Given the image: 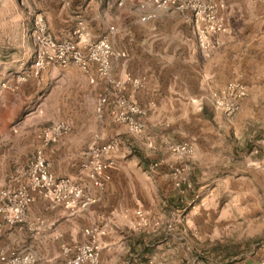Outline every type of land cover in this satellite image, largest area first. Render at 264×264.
I'll list each match as a JSON object with an SVG mask.
<instances>
[{"label": "crops", "instance_id": "obj_1", "mask_svg": "<svg viewBox=\"0 0 264 264\" xmlns=\"http://www.w3.org/2000/svg\"><path fill=\"white\" fill-rule=\"evenodd\" d=\"M69 1L66 6L61 0H0V192L17 188L14 169L24 165L41 148L55 177L71 178L96 202L80 213L70 214L37 193L28 207L25 224L0 228V250L31 251L44 258L37 264H62L61 245L84 242L83 228L105 219L102 226L106 234L101 239L99 264H181L185 252L179 248L185 246L181 228L167 237L163 228L149 235L134 226L136 211L148 207L146 197L156 191L162 195L160 178L152 170L159 169L163 161L162 158L153 161L151 155L163 150L175 159L166 143L184 137L193 120L192 115H184L182 125L169 123L160 114L158 97L162 90L167 93L163 99L177 94L195 115L202 116L203 91L210 94L228 81L241 80L238 74L244 72H247L244 82L250 89L252 83L259 81L255 73L256 80L251 78L252 67L260 65V59L264 58L260 53L264 50L263 7L252 0H224L228 33L216 36L223 44L204 56L196 46L189 13L158 11L154 19L143 23L137 10L142 0ZM120 1L123 4L118 6ZM27 10L44 15L55 40L72 39L80 17L88 39L108 35L112 47L126 53L125 59L113 64L111 74L117 79L126 75L145 79L144 88L134 99L142 105L152 100L155 107L145 118L146 128L139 137L144 138L146 147L148 139L152 140L155 149L140 146L135 140L138 136L114 122L107 107L97 117L94 107L103 91L101 80L90 84L75 65L51 66L33 75L36 47ZM111 26L113 32H109ZM244 66L248 70L244 71ZM3 83L9 88H2ZM194 101H199L201 107ZM46 105L73 108L72 115L51 119L52 124L66 119L70 130L57 142L47 144L40 137L44 119L39 112ZM76 107L83 112L77 114ZM163 124L166 125L162 127ZM161 129L166 136L157 134ZM113 137L121 140L114 155L116 164L108 172L110 179L105 189L99 191L81 170L82 153ZM177 198L173 196L168 201Z\"/></svg>", "mask_w": 264, "mask_h": 264}, {"label": "rangeland", "instance_id": "obj_2", "mask_svg": "<svg viewBox=\"0 0 264 264\" xmlns=\"http://www.w3.org/2000/svg\"><path fill=\"white\" fill-rule=\"evenodd\" d=\"M26 12L30 19L31 14L40 13ZM260 53L264 54V50ZM243 70H248L247 66ZM251 71L253 81L256 78L259 81L248 88L241 110L231 117L214 107L208 91L201 95V110L207 105L202 116L185 106L186 102L179 95L163 99L167 93L164 90L158 93H161L158 97L160 114L167 117L169 123L182 125V116L192 115L185 136L175 138L172 143L191 144L193 153L182 159L169 158L161 152L163 150L151 155L153 161L161 158L163 161L159 169L152 170L160 178L162 195L156 191L146 197L148 207L140 208L147 213L146 225L136 224L135 227L149 235L163 228L167 237L181 228L180 237L185 245L179 246L185 249L181 264H245L246 261L258 262L263 254L264 58ZM246 73L238 74L243 82ZM76 108L77 114L83 112ZM40 110L43 129L52 125V118L73 113L72 107L52 105ZM59 122H66L70 127L66 119ZM161 130L157 134L166 136ZM135 138L140 146L143 144L149 150L144 138ZM155 187L160 189L158 184ZM173 196L178 200L169 202ZM104 221L98 225L102 226ZM36 256L38 260L44 259L39 254Z\"/></svg>", "mask_w": 264, "mask_h": 264}, {"label": "built area", "instance_id": "obj_3", "mask_svg": "<svg viewBox=\"0 0 264 264\" xmlns=\"http://www.w3.org/2000/svg\"><path fill=\"white\" fill-rule=\"evenodd\" d=\"M61 1L66 6L70 4L69 0ZM252 1L263 7L264 16V0ZM122 4V1L118 2V6ZM224 8V0H142L137 6L140 21L143 23L154 19L158 11L189 13L196 46L204 56H209L214 49L223 44L216 36L228 33L229 24L223 14ZM76 23L72 39L55 40L42 14H31V37L36 47L32 65L33 75L36 76L51 66L65 68L75 65L87 76L90 84L97 83L98 79L103 82V91L95 108L97 117H101L104 108L107 107L114 122L123 125L129 134L140 136L146 128L145 118L155 107L152 101L142 105L134 99V95L144 88L145 79L132 75L114 78L111 74L112 66L125 59L126 53L115 50L108 35L96 40L88 39L84 31V21L78 17ZM114 30L112 26L109 28V32ZM2 88L9 86L3 83ZM210 96L214 107L226 117H231L241 110L243 100L248 96V87L242 80L234 79L213 89ZM194 103L201 107L199 101ZM69 130L66 122H57L42 129L40 137L45 144L57 142ZM120 144V138L113 137L107 143L90 146L82 153L81 169L99 191L105 189L110 179L108 172L115 167L114 155ZM147 145L155 149L152 140L148 139ZM166 145L171 156L176 159L193 153V147L188 143ZM14 175L17 188L4 189L0 192V228L2 225L15 227L25 224L28 207L37 193L52 205L62 206L70 214L80 213L96 202L94 197L71 178L55 177L41 148L36 149L24 165L16 167ZM135 215L138 226L146 225V212L139 209ZM82 234L85 237L84 242L61 245L62 264H99L101 239L106 234L104 227L99 225L85 227ZM39 261L36 254L31 251L19 252L11 248L0 250V264H37ZM259 264H264V251Z\"/></svg>", "mask_w": 264, "mask_h": 264}, {"label": "trees", "instance_id": "obj_4", "mask_svg": "<svg viewBox=\"0 0 264 264\" xmlns=\"http://www.w3.org/2000/svg\"><path fill=\"white\" fill-rule=\"evenodd\" d=\"M207 111V108L206 107H204V113Z\"/></svg>", "mask_w": 264, "mask_h": 264}]
</instances>
